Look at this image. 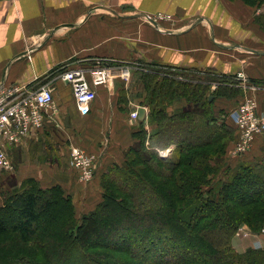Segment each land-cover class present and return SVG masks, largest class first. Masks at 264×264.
I'll use <instances>...</instances> for the list:
<instances>
[{"label":"crops","instance_id":"0c3cea01","mask_svg":"<svg viewBox=\"0 0 264 264\" xmlns=\"http://www.w3.org/2000/svg\"><path fill=\"white\" fill-rule=\"evenodd\" d=\"M255 9L244 0H0V85L54 90L44 129L10 148L22 153L20 170L43 187L61 186L74 199L80 181L68 164L70 146L97 156L96 179L110 163L121 161L138 140L134 132L148 127L150 106L135 92L147 82L139 71L154 65L173 67L178 74L200 69L233 80L231 75L243 71L244 95L219 101L231 110L246 94L255 95L263 109L264 33L254 22ZM160 14L172 17L160 19ZM78 66L104 67L110 74L84 116L71 86L61 79L66 69ZM141 106L145 119H132L131 111ZM45 136L55 138L56 156L44 149ZM32 145L45 159L26 160Z\"/></svg>","mask_w":264,"mask_h":264},{"label":"trees","instance_id":"16d2710c","mask_svg":"<svg viewBox=\"0 0 264 264\" xmlns=\"http://www.w3.org/2000/svg\"><path fill=\"white\" fill-rule=\"evenodd\" d=\"M244 1L252 4L250 0ZM139 72L144 81H147L144 83V89L148 96L143 97L144 101L141 102L150 106L149 128L142 126L134 132V136L139 141L129 147L128 167L119 172L120 175L125 176L124 179L117 180L115 177L103 175V201L96 209L84 215L78 226H71L67 229V239L76 247L84 248L96 241L98 243L108 240L111 234L113 236L118 229H121V226H124L123 223L133 220L136 223L139 221L135 236L138 238L139 235L140 248L144 246L141 244L142 240H149V232H151L152 245L155 246L158 238L164 240L165 237H169L175 245L177 244L175 235L183 234L180 229L181 223L186 225L193 223L192 228L196 234L197 229L198 231L200 229L199 226L201 227L200 224L208 223L206 222L208 218L214 220V213L207 215L201 210L205 206L213 210L212 204L216 200L202 199L199 193L201 186L207 183V175L213 171L210 160L225 148L224 136L230 133L232 135L234 130L231 128L232 124H229L230 127L214 125L215 118L209 114L206 108L207 103L200 102L203 98L201 94L210 84L208 81L197 79L192 73L184 79L182 76L187 71L182 72L181 76L176 72L166 71L169 74H164L162 80L154 71ZM223 77L227 80V77ZM223 79L221 82H224ZM224 87L229 88L227 84ZM231 90L235 91L230 93L229 97L238 95L236 90L242 91L239 88ZM183 100L187 102L185 105L173 108L176 102L181 103ZM192 100H197L196 104L188 105L192 103ZM171 143L178 144L176 159L165 160L159 156V149L155 146L165 148ZM138 157L140 160L137 159ZM153 161L156 164H153ZM255 167L248 165L244 172L238 173L232 183L233 186L230 187L231 184L225 186L222 200L224 202L228 200L230 191H232L237 194L236 204L246 203L250 206L251 203L261 202L263 210L255 216L260 222L264 221V167ZM245 180L248 182V188L240 185V182ZM31 183L39 188L36 190ZM55 187L59 188L62 196H65L61 186L56 185L52 189ZM139 187L142 190L138 195L137 188ZM19 188L21 191L11 193L7 201L0 206V234L16 232L23 241H30L38 235L41 212L48 210L50 205L57 200H53V197L45 198L43 195L51 187L42 188L35 178L24 180ZM145 192L156 194L157 202L159 201L161 205L160 210L156 207L138 206V202L144 199L142 194ZM247 215L242 216L229 211L226 214L227 220L222 226L212 221L208 228L210 232L204 234L200 230L198 235L205 236L196 240L208 241L202 243L206 250H210V254L211 250L215 249L213 246L217 249L214 252L221 251L222 256L218 259V262H222L220 264H264V252L261 250H252L243 257L226 254L227 251L232 250L231 239L239 223L250 222L253 219V216ZM219 227L224 229L223 233L215 234ZM221 236L222 241L218 238ZM137 246L138 244L135 243L132 248L136 252V259L139 256L144 258L147 250L143 252L142 249L136 248ZM168 257L167 254L157 260L166 261L164 264H167ZM3 259L1 256L0 260ZM184 262H186L185 256L181 253H172L169 263L184 264ZM204 264H210L209 257H205Z\"/></svg>","mask_w":264,"mask_h":264},{"label":"rangeland","instance_id":"374dc122","mask_svg":"<svg viewBox=\"0 0 264 264\" xmlns=\"http://www.w3.org/2000/svg\"><path fill=\"white\" fill-rule=\"evenodd\" d=\"M250 1L252 3V7L256 8L254 22L260 27L261 32L264 33V0ZM154 23L159 25L156 20ZM172 68L173 67H169L166 70L163 67L160 68L159 66L154 65L151 67V71L158 73L159 79L162 80L164 79V74H169L166 71ZM186 70L187 72L185 75L183 74L184 76H182L184 79L187 76L189 77V75L192 73V75H194L197 79H202L210 83L203 93L200 91L203 97L200 102L207 103L206 108L209 111V114L215 118V122H213V124L217 126H229V124H232L231 128L234 129L232 135L230 133L228 136H224L225 138L223 139V142L226 143V145L223 151L218 152L210 160L213 166V171L207 175V183L201 186L199 193L202 199L210 201L212 199L216 200V202L212 204L214 207L213 210H211V208L208 206H205L201 210L202 213L205 212L207 215L214 213V220H212V218H208V221H206L208 222L206 223L207 225L200 224L201 227L199 226L200 229L199 231L197 229L196 234L198 235L200 230H202L204 234L208 231L210 232L208 228H210V223L212 221L215 222L214 224L222 226L227 220L226 214H228L229 211H233L235 214L237 213L242 216L249 214L253 216V219H251L252 222L243 221L239 223L231 239L232 250L227 251L226 254L230 253L243 257L252 250H261L264 252V221L258 222L257 218L255 217L257 213L263 210V204L261 202L256 204L251 203L250 206L246 203L236 204L235 200H237V194L232 191H230L228 200L225 202L222 200V193L226 188L225 186L228 184H231L230 187L233 186L232 183L235 181L236 175L238 173L244 172L248 165L254 168H256L255 166L264 167V131L255 136L252 146L248 149V151L238 154L236 150L238 140L237 128L229 118L230 111L232 109H227V104L225 102L219 101V98H229L228 95L235 91L231 90L232 88H239L243 90L244 86H235L239 84L240 80H226L222 75L212 74L211 72H207L205 70H194L189 68H186ZM139 75L140 77L142 76V74ZM178 75L181 76L182 73ZM231 77H235V74L231 75ZM222 79L224 82H221ZM223 83L227 84L230 89L225 88V84L223 85ZM247 87L248 85L245 86L246 90ZM139 89L136 90L135 95L141 94V97L146 98L148 95L145 89L143 87H141V90ZM236 91V93H239L238 95H244L241 90ZM215 95L217 96L215 97ZM246 95L244 96L245 98L248 97ZM251 97L255 98L259 104V100L255 95H249V98ZM193 98L195 99V97ZM196 101L197 100H192V103H188V105H194L196 104ZM243 101L237 103L236 106H238ZM186 103L187 102L185 100L181 101V105H185ZM177 104L179 105L180 103ZM236 106H234V108ZM259 138H262L261 141ZM61 139L63 140L62 137H57L56 141L60 142ZM45 140L46 141L43 146L46 147L44 149L46 151L52 150V154H55L56 156V154L59 153V148L56 146L54 147V145H56L55 138L45 136ZM137 141L139 140H136L134 144H137ZM157 144L159 143L157 142ZM129 147L124 150L121 161H117L112 165L110 163L103 175H106L107 177H115L117 180L124 179L125 176L120 175L119 172L128 167L127 162L129 161L130 157L127 158V153L129 152ZM155 147L159 149V151H157L159 152V156H161V158L165 160L176 159L178 147L177 143L168 144L165 146V148L162 146ZM10 148L8 150V154L12 158V161L15 165V170L11 171L0 167V206H2L4 202L7 201L11 193L15 191H21V187L19 188L21 182L30 178L27 177L26 172H22L20 170V163L22 162L23 158L22 153L16 151V149L10 152ZM82 149L85 150L84 148ZM94 156L97 158L96 155ZM45 157L46 156H43L39 149H35L32 145L27 153L26 160L32 159L36 162H40L45 159ZM137 159L140 160L139 157ZM153 164L156 163L153 161ZM96 167L97 166H95V168ZM74 170L76 171L77 178H79L77 170ZM95 175H97L96 172ZM103 175L101 177L98 176L100 181L99 184L98 179H96L95 176L90 182H87L86 184L79 178L80 184L77 185L76 191L73 192L74 199H72L70 195L64 191L63 192L65 196H62V193H59V188L55 187V189H52L51 187L50 189L52 190L50 191V189H47L49 187H43L37 180L42 188L47 189V193L43 196L45 198L53 197V200H57V202L54 201L48 210L41 212L40 221L38 223V235L36 238L30 239V241H23L20 236L16 234V232L0 234V257L2 256V258H4L3 260H0V264H164L166 261L161 262L159 260L167 254L169 256L167 264H171L169 262L172 258V253H181L182 256H185L186 262H184V264H204L206 256L210 258V264L222 263L221 261L218 262L219 257L222 256L221 251L214 252L216 247L213 246L215 249L211 250L212 253L210 254V250H206L204 244L202 243L208 241L196 240L197 238L201 239V237L205 235L197 236L192 228L193 223L189 225L181 223L180 229H182L183 234L175 235L177 238V244L175 245H178V248L173 244L169 237H165L164 240L158 238L155 246L152 245L151 232H149V240L141 241V244L144 246L140 248V241L138 239L139 235L138 238L135 236L137 235V224L139 221L136 223L134 220L123 223L124 226H121V229H118L113 236L111 234L108 237L109 239L107 238L108 240L99 241L98 243L96 241V243L94 242V244L84 248H79L72 245L66 236L67 229L71 226H78L82 222L84 215L89 214L92 210L96 209L98 204L103 201ZM31 185L36 187V190L39 188L36 184L31 183ZM240 185H242L243 188H248V182H246V180L244 182H240ZM141 190L142 189L140 187L137 188L138 195ZM142 195L144 196V199L138 202V206H150L152 208L156 207V209L160 210L161 205L159 201L157 202L158 197L155 193L145 192ZM231 196H234L235 198ZM192 198H194V196H192ZM223 231L224 229L219 227L215 234H221ZM218 238H220L222 241V236ZM135 243L138 244L136 248L142 249L143 252L147 250L146 256L144 258H141L138 255L139 257L136 259V252L132 249L134 248L133 244ZM152 254L156 257H154ZM157 258L159 260H157Z\"/></svg>","mask_w":264,"mask_h":264},{"label":"built area","instance_id":"2783aa9c","mask_svg":"<svg viewBox=\"0 0 264 264\" xmlns=\"http://www.w3.org/2000/svg\"><path fill=\"white\" fill-rule=\"evenodd\" d=\"M147 17L154 23L155 19ZM170 17V14L159 16L160 19ZM108 73L104 67L78 66L68 68L61 74V79L72 88L73 98L81 115L90 113L97 95L96 88L109 82ZM235 77L240 80L235 86L242 85L245 88L244 72L238 71ZM52 89L49 85L40 86L35 90H27L18 85H0V167L13 171L9 148L26 143L44 129L46 113L54 105ZM130 116L138 120L139 108L131 111ZM229 118L237 128L236 150L238 154L244 153L252 146L255 136L264 131V109L259 108L255 98L248 96L230 111ZM68 157L69 166L77 170L79 178L85 184L94 178L97 162L94 155L86 153L77 145H71Z\"/></svg>","mask_w":264,"mask_h":264},{"label":"water","instance_id":"95a60500","mask_svg":"<svg viewBox=\"0 0 264 264\" xmlns=\"http://www.w3.org/2000/svg\"><path fill=\"white\" fill-rule=\"evenodd\" d=\"M253 51H255V50H253ZM262 53H264V52H262ZM139 114H140V119L144 120L145 119V115H146V111H145V107L144 106H141L139 108Z\"/></svg>","mask_w":264,"mask_h":264}]
</instances>
